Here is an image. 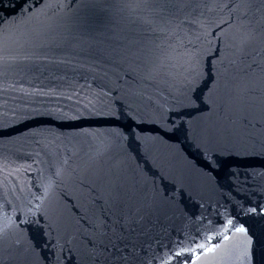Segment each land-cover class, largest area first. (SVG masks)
Wrapping results in <instances>:
<instances>
[{
	"label": "water",
	"instance_id": "1",
	"mask_svg": "<svg viewBox=\"0 0 264 264\" xmlns=\"http://www.w3.org/2000/svg\"><path fill=\"white\" fill-rule=\"evenodd\" d=\"M23 2L0 4V264H164L228 217L249 256L235 234L196 264H264L260 0Z\"/></svg>",
	"mask_w": 264,
	"mask_h": 264
},
{
	"label": "snow or ice",
	"instance_id": "2",
	"mask_svg": "<svg viewBox=\"0 0 264 264\" xmlns=\"http://www.w3.org/2000/svg\"><path fill=\"white\" fill-rule=\"evenodd\" d=\"M61 6L63 0H60ZM81 0H77L79 4ZM140 2V0H138ZM156 2L167 4L172 3L173 0H156ZM239 2V0H237ZM248 2H252V0H248ZM261 7L264 8V0H260ZM3 3V0H0V4ZM50 6V0H39V3H36V0H24L21 5V10L24 13H27L33 8H39L41 13L46 15L47 9ZM264 19V17H262ZM208 164L211 165L212 161L209 159ZM48 192L47 186L44 188V197L46 198ZM38 199H40L38 197ZM249 212H255V209L247 210ZM27 221H25L26 223ZM117 223L120 225L122 230H128V225L122 219L118 220ZM13 223L9 221L4 227H12ZM16 227H19L16 225ZM235 234H240V237L243 241V256H249V250L253 244V238L248 234V229L240 224H234V219L232 217H228L223 225L219 226V228L212 235H201L199 237L192 236L190 238H186L184 241L176 242L174 247L169 250V254L166 257H161L164 264H168L175 257H184L186 254L189 256L188 259L177 260L176 264H196V261L200 260L201 256H206L209 253H216L217 249L222 246L224 242H227L230 236ZM0 235H2V231H0ZM219 235L221 237L220 240L217 241L215 245L211 244L213 238ZM115 240H119V235L114 233ZM97 264H135L136 255L134 250H130L126 245L111 242V247L105 245L97 254ZM203 264H211V261H205Z\"/></svg>",
	"mask_w": 264,
	"mask_h": 264
}]
</instances>
